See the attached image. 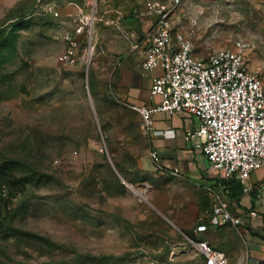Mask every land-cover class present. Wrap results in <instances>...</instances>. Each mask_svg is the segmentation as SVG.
Masks as SVG:
<instances>
[{
	"label": "rangeland",
	"instance_id": "1",
	"mask_svg": "<svg viewBox=\"0 0 264 264\" xmlns=\"http://www.w3.org/2000/svg\"><path fill=\"white\" fill-rule=\"evenodd\" d=\"M152 2L166 0H0V264H203L187 237L228 264H252L253 245L264 252V228L198 230L208 161L175 145L179 173L158 167L161 146L127 104L115 57L130 52V33H148ZM167 19L199 58L246 45L264 86V0H183ZM71 40L73 62L61 58ZM129 55L143 79L141 53Z\"/></svg>",
	"mask_w": 264,
	"mask_h": 264
},
{
	"label": "built area",
	"instance_id": "2",
	"mask_svg": "<svg viewBox=\"0 0 264 264\" xmlns=\"http://www.w3.org/2000/svg\"><path fill=\"white\" fill-rule=\"evenodd\" d=\"M183 0H166L161 5L150 3L157 16L147 34L142 70L152 74L150 95L158 97L154 104L130 105L138 117L139 128L146 135L170 138L173 129L155 128L154 115L181 114L195 117L197 125L183 135L185 141L203 153L208 161L207 173L216 178V187L208 188L212 201L206 225L198 230L220 226L240 227L242 215L230 208L227 183L237 181L243 189L252 188L249 177L252 171L264 168V86L257 72L250 70L243 47L216 50L205 58L196 57L189 39L176 31L168 22V13ZM128 37V36H127ZM131 46L138 48L140 38L130 33ZM77 43L71 40L61 56L73 62ZM154 163L162 167L155 151ZM177 175L178 167L169 169ZM264 183H258L261 191ZM259 214L256 209L249 217ZM197 230V229H196ZM199 253L203 264H228L225 253L214 248L205 239L187 237Z\"/></svg>",
	"mask_w": 264,
	"mask_h": 264
},
{
	"label": "crops",
	"instance_id": "3",
	"mask_svg": "<svg viewBox=\"0 0 264 264\" xmlns=\"http://www.w3.org/2000/svg\"><path fill=\"white\" fill-rule=\"evenodd\" d=\"M143 38H144V36L142 38H140L141 40H140V45L138 46V48H133L131 46L130 52L125 53L123 55H118L115 57L117 65H120L124 61V63L122 64L123 65L122 75L128 84V90L126 92V95L129 99V101L127 102L129 107L132 104H148V105H150V104H154L155 102H157L159 100L158 97H156V96L153 97L150 95V85H151L152 74H157V73H159V71L157 70V71H154L152 73H144V71L142 70L141 65H142V62L144 59V48H145V40ZM130 43H131V39H130ZM135 50H138L142 56V61L139 64V72H140V68H141L140 74H141V77L143 79H140L137 76L134 69L131 67L130 61L128 60V58H130L129 54L130 53L133 54V52ZM154 121H155V128L158 130H163V129H167V128L174 130L175 134L173 137L163 138L160 136L150 135V138H151V142L153 144H155V146H161V148H159L158 151L163 155L162 156L163 159H161V162L163 163V165H165V161H170L169 166H172L170 168H173V166L178 167L179 162L177 161V158L175 160V158H173V157L175 156V153L179 154L177 151L183 152V150H180V149L176 150L175 145L178 146L177 149L179 148V146L186 145L187 148L197 150V149L192 147L190 142L185 141L184 138L180 139L179 132L181 131V132L185 133L186 130L189 129L190 127L196 126L197 125V119L195 117H186V116L181 115V114L169 116L165 113H157L154 115ZM168 144H170L169 145L170 147H167V146L164 147L163 146V145H168ZM197 151H199V150H197ZM190 153H188V154H190ZM171 157L173 159L170 160L169 158H171ZM186 159L190 160V164H192L194 162L192 154L188 155ZM208 165L209 164H207V169H208ZM206 172H207V170H206ZM205 176L209 179L207 186H210L212 189L214 188L215 191L220 192V188L216 187V185H215L216 182H218V180H216V178L210 176L208 173L205 174ZM249 183L251 184L252 188L243 189V194L241 195L239 202L236 203L232 200L230 202L231 210L233 212L240 213L242 215V219H243V224L240 227H234V226H231V227H234L235 229L243 230L248 225H250L252 227V231L254 230L255 232H258V230L264 228V226L262 225L261 215L258 214L255 217H249L248 212L252 209H256L258 212L264 213V186H263V189L261 191L257 188L258 183H264V168L252 171V173L250 174V177H249ZM211 201L209 203V206L211 204ZM232 203H235L234 205L236 208H234ZM209 206L205 209V211L207 213V222H208V218H209V213H208ZM226 226H229V225H226ZM211 229H214V228H211ZM208 240H209V238H208ZM222 242H223V240H222ZM225 243L227 244V242H225ZM250 243L254 244V241H251ZM253 246H251L246 251V257L248 258L249 262L252 264H254V263L264 264V261L261 259V256L264 255V252H260L258 249H256V247H253ZM219 250H221V249H219ZM221 251H223V250H221ZM223 252L225 253V255L227 257V260L229 261L230 257L228 256L226 251H223Z\"/></svg>",
	"mask_w": 264,
	"mask_h": 264
},
{
	"label": "trees",
	"instance_id": "4",
	"mask_svg": "<svg viewBox=\"0 0 264 264\" xmlns=\"http://www.w3.org/2000/svg\"><path fill=\"white\" fill-rule=\"evenodd\" d=\"M13 162H16V161L9 160L8 162L4 163L3 166H6V169H9L10 167L14 166ZM1 173H3V167H2V172ZM226 194L230 198V200L238 203L240 198H241V195L243 194V187L237 181H233V180L229 181L227 183Z\"/></svg>",
	"mask_w": 264,
	"mask_h": 264
},
{
	"label": "bare ground",
	"instance_id": "5",
	"mask_svg": "<svg viewBox=\"0 0 264 264\" xmlns=\"http://www.w3.org/2000/svg\"><path fill=\"white\" fill-rule=\"evenodd\" d=\"M90 50H92V47L90 48ZM91 53V52H90Z\"/></svg>",
	"mask_w": 264,
	"mask_h": 264
}]
</instances>
